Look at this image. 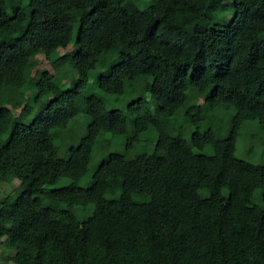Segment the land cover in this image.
I'll list each match as a JSON object with an SVG mask.
<instances>
[{"label": "trees", "instance_id": "1", "mask_svg": "<svg viewBox=\"0 0 264 264\" xmlns=\"http://www.w3.org/2000/svg\"><path fill=\"white\" fill-rule=\"evenodd\" d=\"M134 1L0 0V181L22 182L0 205L4 261L264 264V163L237 143L247 124L263 140L264 0ZM221 112L225 137L201 130Z\"/></svg>", "mask_w": 264, "mask_h": 264}, {"label": "rangeland", "instance_id": "2", "mask_svg": "<svg viewBox=\"0 0 264 264\" xmlns=\"http://www.w3.org/2000/svg\"><path fill=\"white\" fill-rule=\"evenodd\" d=\"M155 1H157V0H135L131 6H132V8L144 9L146 6L154 3ZM224 3L226 4L227 14H229V16H231L230 14L232 13V2L225 1ZM211 21H212V17H210L208 20H206L207 24H210ZM72 51L73 52L76 51L75 42H73L71 44V46L68 47L67 49H60L61 54H66V53L72 52ZM31 52H32L33 57H35L39 62L38 67L33 72V74L35 76H41L42 73H44L45 71L54 72L52 66L46 60L45 56L42 53L38 54L34 50H32ZM71 77L70 78H69V76L66 77L65 83L63 84L64 88H68V87L73 85V81H72L73 78H71ZM95 79L96 78L94 76L91 77V80H90L91 87L89 88L88 92H86V95L99 93L98 85L95 82ZM33 98H34V93H29L26 97V102L29 104L33 103ZM204 100H205L204 96L195 95V94L193 95L190 93V102L192 105L201 104L204 102ZM151 105H152L153 110L156 111L157 105L155 103H152ZM119 107L120 106L118 103H115V102L109 103L110 109H116ZM15 112L18 113V111H15ZM219 117H220L219 122H218V119H215V121H213V124H211V125L205 124L201 127V130H206L209 128H215L216 124L221 125L223 128V131H224L223 136L225 137L228 134V128L229 127L225 125V122H226L225 120H224V122H222V118H223L222 112H221V114H219ZM225 119L227 120V117ZM76 120H77V123L74 124L76 127V130L79 127V129H80L79 131L82 132L81 134H84L85 132L82 131V128H80V126H78L77 124L79 122H81L82 124L88 125L90 123L91 119L89 117H86V116H79ZM185 122L187 125H190V122L188 119H185ZM192 128H194V127H192ZM254 130H255V125L247 124L246 129L245 130L243 129L241 131V134H240V136L238 138V142H237L238 143V155L240 157L249 159L252 162L264 163V134L262 135L263 140L256 142L253 139V137L250 135L254 132ZM244 132H247V135H245ZM142 139L144 141H146L150 147H153L157 142L158 134H157L156 130L153 127H151L147 132L142 134ZM119 141L120 142L123 141V137H122V139H119ZM77 143L78 142H75L74 144L77 145ZM113 149H118V148L114 147ZM97 151H98V149H95L96 157H95L94 162L92 163V169H91L90 173L88 174V177H89L88 181H90V179L92 177V173L95 171L97 166L100 164L101 158L97 154H101V152L97 153ZM100 151H102V150H100ZM59 153H60L61 157L67 156V151H65L64 148H60ZM136 153H137L136 150L130 151L128 153V158L134 157L136 155ZM88 181L86 180L83 183L86 184ZM69 183H70L69 178L62 177V178H60L59 182L56 185L51 186L49 188L59 187V186H63V185L65 186ZM21 184H22V182L20 180H15L12 183L0 181V205L3 201H5L6 198H8V197L14 198L16 196L17 192L20 191ZM256 195L259 196L257 203L264 205V196H263L262 189H258L256 191ZM4 242H5V244H7L9 242V238H7V237L4 238ZM0 249H1L0 257L9 256V254L12 253L11 251H7V248L4 244L0 245ZM0 264H3L1 259H0ZM10 264H14V263H10Z\"/></svg>", "mask_w": 264, "mask_h": 264}, {"label": "crops", "instance_id": "3", "mask_svg": "<svg viewBox=\"0 0 264 264\" xmlns=\"http://www.w3.org/2000/svg\"><path fill=\"white\" fill-rule=\"evenodd\" d=\"M1 251V249H0ZM10 255V254H9ZM0 259L2 260L3 264H10V263H13V262H10V263H7L6 261H4V257H0ZM15 264V263H14Z\"/></svg>", "mask_w": 264, "mask_h": 264}]
</instances>
